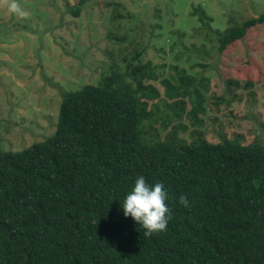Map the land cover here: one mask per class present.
<instances>
[{"label":"trees","instance_id":"trees-1","mask_svg":"<svg viewBox=\"0 0 264 264\" xmlns=\"http://www.w3.org/2000/svg\"><path fill=\"white\" fill-rule=\"evenodd\" d=\"M85 2H66L68 13L80 16ZM199 19L206 24L195 31L216 34L223 60L264 25V14L231 18L224 31L204 11ZM247 50L235 76L246 85L264 81V41ZM143 52L136 48L126 68L99 83L65 91L47 139L0 151V264H264V143L239 136L214 142L201 134L188 141L179 135L183 124L163 138L148 136L161 100L181 117L188 99L200 123L207 91L186 71L175 77L180 84L162 79V96ZM140 175L168 191L166 230L147 237L121 207Z\"/></svg>","mask_w":264,"mask_h":264},{"label":"rangeland","instance_id":"rangeland-1","mask_svg":"<svg viewBox=\"0 0 264 264\" xmlns=\"http://www.w3.org/2000/svg\"><path fill=\"white\" fill-rule=\"evenodd\" d=\"M78 1L16 0L19 11L12 12V0H0V151L22 150L54 134L63 93L126 68L136 48L159 75L152 84L162 96V79L180 84L175 77L186 71L207 91L200 123L190 116L188 99L181 117L174 104L161 100L148 136L163 138L173 125L183 124L179 135L188 141L201 134L214 142L239 136L244 143H264V81L246 85L235 76L248 43L264 41V25L236 48L232 61L218 52L216 34L195 31L206 24L201 11L224 31L231 18L242 22L264 14V0H86L80 16H73L66 2ZM117 12L124 17H115Z\"/></svg>","mask_w":264,"mask_h":264},{"label":"clouds","instance_id":"clouds-1","mask_svg":"<svg viewBox=\"0 0 264 264\" xmlns=\"http://www.w3.org/2000/svg\"><path fill=\"white\" fill-rule=\"evenodd\" d=\"M12 12L19 11L16 0L9 5ZM168 191L160 182L150 184L143 175L138 176L123 198L122 210L124 216H131L144 228L145 237L166 230L170 219L169 209L165 201ZM180 204L188 206V200L181 195Z\"/></svg>","mask_w":264,"mask_h":264}]
</instances>
